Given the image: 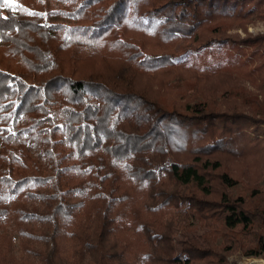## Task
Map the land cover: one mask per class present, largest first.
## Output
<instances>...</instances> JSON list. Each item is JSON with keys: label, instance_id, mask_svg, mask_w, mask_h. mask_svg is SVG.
Segmentation results:
<instances>
[{"label": "trees", "instance_id": "trees-1", "mask_svg": "<svg viewBox=\"0 0 264 264\" xmlns=\"http://www.w3.org/2000/svg\"><path fill=\"white\" fill-rule=\"evenodd\" d=\"M253 18L264 0L0 7V264L259 256L264 236L246 241L264 214L227 191L240 180L226 169L264 157V115L236 104L264 108L244 84L264 89V35L226 34ZM194 221L203 234L187 238Z\"/></svg>", "mask_w": 264, "mask_h": 264}, {"label": "rangeland", "instance_id": "rangeland-1", "mask_svg": "<svg viewBox=\"0 0 264 264\" xmlns=\"http://www.w3.org/2000/svg\"><path fill=\"white\" fill-rule=\"evenodd\" d=\"M226 34L234 37L239 40H244L247 38H255L259 35H264V20L263 19H256L253 18L249 23H242V24H234L227 28ZM3 46V45H0ZM7 47V45H5ZM176 48L175 52L183 53V51L187 48ZM75 50V51H74ZM73 57H84L88 54L87 49H74ZM3 52V50H1ZM189 53L182 54L180 60H184L187 58ZM6 58V57H5ZM15 65V66H11ZM22 65L21 59H17L16 62H12V60H7V66L19 68ZM245 86L248 88L249 92L254 93L256 99L259 103H262L264 106V89H259L258 87L252 86L248 81L244 83ZM157 89V87H153ZM221 95V93H220ZM238 98L236 100V104L240 105L238 107L239 111H245V113L255 114L259 116L264 115V108H255L254 106H247L249 102L244 96L238 94ZM162 99L169 102L167 105L169 108L172 107V101L169 99L168 96L162 94ZM249 96V95H248ZM159 99L160 96L158 94ZM191 97H188L186 100L184 99L182 102H177L178 105H182L184 102H187ZM229 100H233V98L229 97ZM218 101L221 102V97H218ZM163 103V102H162ZM164 104V103H163ZM245 105V106H242ZM1 146V144H0ZM264 157L263 158H253L248 162L247 167L243 166L241 162H229L226 165L227 171H229L234 177L240 180V184L237 188L227 190L231 193L235 198L238 196H245L249 205V208L252 210H256V212H261L264 214ZM184 231L186 232V237L190 238H198L199 235H202L203 232L199 230L197 222H193L192 228L189 229L187 227H183ZM258 237H251L248 238L246 241V248L251 249L253 247H257V244L250 243L253 238H257L260 240L262 236H264V226L260 224L258 227L255 228ZM237 231L235 233H238ZM183 235L181 231H179L176 235L173 236L174 243L181 241L183 239ZM236 235V234H235ZM238 238H242L241 235H238ZM221 240V239H220ZM264 240V239H263ZM228 243V242H227ZM259 247V246H258ZM244 249V248H243ZM242 248H237L232 254L227 256V261L229 264H264V244L259 249V256L249 257L246 255L245 250Z\"/></svg>", "mask_w": 264, "mask_h": 264}, {"label": "snow or ice", "instance_id": "snow-or-ice-1", "mask_svg": "<svg viewBox=\"0 0 264 264\" xmlns=\"http://www.w3.org/2000/svg\"><path fill=\"white\" fill-rule=\"evenodd\" d=\"M10 0H2V3H0V7H3L4 5L8 4Z\"/></svg>", "mask_w": 264, "mask_h": 264}]
</instances>
